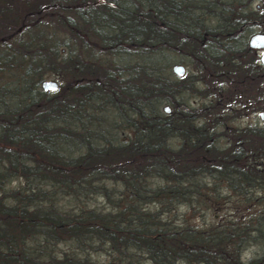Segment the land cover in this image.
<instances>
[{
	"label": "trees",
	"instance_id": "16d2710c",
	"mask_svg": "<svg viewBox=\"0 0 264 264\" xmlns=\"http://www.w3.org/2000/svg\"><path fill=\"white\" fill-rule=\"evenodd\" d=\"M256 31L264 0H0V264H264V209L174 223L264 195V129L231 126L264 112Z\"/></svg>",
	"mask_w": 264,
	"mask_h": 264
},
{
	"label": "rangeland",
	"instance_id": "374dc122",
	"mask_svg": "<svg viewBox=\"0 0 264 264\" xmlns=\"http://www.w3.org/2000/svg\"><path fill=\"white\" fill-rule=\"evenodd\" d=\"M260 32V31H256ZM259 56V53L255 55L257 58ZM149 61L158 62V59L156 57L153 58V60L149 59ZM167 63H172V65H180L183 66L176 60L175 57H168L166 60ZM185 68V67H184ZM186 71L188 69L185 68ZM41 81H53L58 84L57 79L55 77L51 76H44L42 77ZM39 88V87H38ZM192 104H200L201 100H192ZM248 105H245V107ZM248 109H245L247 111ZM263 114V119L260 120L259 115ZM231 126L236 127H257L264 129V112H255L251 115H243V117L232 121ZM120 135L119 137H121ZM17 186V183H12L10 187ZM227 189L224 187H220L219 189V200L216 203L213 204H204L201 207L194 206V208L191 211H187L186 208H177L176 210V218L174 220V223L176 225L181 224V221H185L186 219L188 221V224L191 227L194 228H202V227H210L218 222H220L221 219H224L226 221H234L235 218L239 221L245 222L247 218L250 215L255 214L257 210L264 209V195H261V193L256 194L255 198L258 200L257 204L252 203L249 207L247 204L240 205L239 201L236 199L237 197L233 195L232 193H227ZM103 202V201H102ZM91 205H97L102 206L101 200H96L95 203L91 201L88 206ZM60 249H65L63 246H59ZM258 253V249L254 246H250L244 251L242 254V260H246L249 257H252ZM91 260H97L98 262L106 261V255L104 254H90Z\"/></svg>",
	"mask_w": 264,
	"mask_h": 264
},
{
	"label": "water",
	"instance_id": "95a60500",
	"mask_svg": "<svg viewBox=\"0 0 264 264\" xmlns=\"http://www.w3.org/2000/svg\"><path fill=\"white\" fill-rule=\"evenodd\" d=\"M248 48L254 51H264V34L256 33L249 37L247 41ZM259 64L264 66V53L259 57ZM184 68L180 65H174L171 67V73L175 77H181L184 75ZM39 88L42 92H50L53 93L57 89V84L53 81H43L40 83ZM163 112L168 114V108H163ZM259 118L263 119V114L259 115Z\"/></svg>",
	"mask_w": 264,
	"mask_h": 264
},
{
	"label": "flooded vegetation",
	"instance_id": "af4514ba",
	"mask_svg": "<svg viewBox=\"0 0 264 264\" xmlns=\"http://www.w3.org/2000/svg\"><path fill=\"white\" fill-rule=\"evenodd\" d=\"M254 34H256V33H254ZM248 38H249V37H248ZM247 41H248V39H247ZM252 51H253V53H254V56H255L257 53H259V56L256 58V60H257V64H258L259 66H261V67L264 68V66H262L261 64H259V57L261 56L262 53H264V51H254V50H252Z\"/></svg>",
	"mask_w": 264,
	"mask_h": 264
}]
</instances>
